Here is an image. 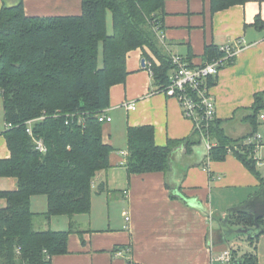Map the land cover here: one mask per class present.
<instances>
[{
  "label": "trees",
  "instance_id": "trees-1",
  "mask_svg": "<svg viewBox=\"0 0 264 264\" xmlns=\"http://www.w3.org/2000/svg\"><path fill=\"white\" fill-rule=\"evenodd\" d=\"M248 1L209 0V10L216 14ZM81 2L78 15L41 18L26 16L22 0H2L0 136L9 157L0 159V178L12 177L17 185L16 190L0 191L6 204L0 209V264H52V257L67 254L73 226L65 232L35 230L37 215L31 211L30 199L36 195L46 198L47 211L40 215L47 222L51 216L73 219L89 212L93 179L97 172L107 170L111 152V147L102 142L104 124L98 122L97 115L109 107L111 87L124 83L128 75L127 54L148 48L158 61L156 65L149 60L152 85L162 90L169 83L171 57L157 39L164 29L165 0ZM203 56L204 63L224 55L219 47L209 46ZM212 80H208L210 87L214 85ZM253 97L252 106L235 111L231 120L215 118L203 129L214 146L200 166L206 161L221 162L231 154L260 180L254 145L243 146L244 139L256 133L264 112V91ZM241 111L246 112L244 118L239 117ZM236 120L249 125L250 131L233 139L224 124ZM28 123L31 135L26 132ZM127 129L128 175L165 174L170 197H182L168 181L174 155L182 150L189 159L192 150L203 145L201 131L194 127L190 137L167 140L159 147L154 143L152 126ZM37 141L44 152L37 148ZM233 221L250 227L253 218L242 214ZM230 255L232 262L240 259L239 264H257L253 253L239 256L230 251Z\"/></svg>",
  "mask_w": 264,
  "mask_h": 264
},
{
  "label": "crops",
  "instance_id": "crops-1",
  "mask_svg": "<svg viewBox=\"0 0 264 264\" xmlns=\"http://www.w3.org/2000/svg\"><path fill=\"white\" fill-rule=\"evenodd\" d=\"M81 3L22 0L26 16L41 18L78 15ZM163 14L164 29L157 35L160 47L189 65L203 63L206 47L244 42L245 48L213 77L210 93L219 121L231 120L235 111L251 107L254 94L264 91V0H249L216 14L210 12L209 0H165ZM126 58L128 75L124 83L111 87L110 105L105 109L111 121L102 126V142L111 147L109 167L93 179L89 212L73 219L64 216L62 226L72 225L73 231L67 254L52 257V264H222L217 258L226 250L239 256L253 253L257 264H264V119L259 118L255 133L261 140L256 154L263 165L256 168L262 181L231 154L221 162L206 161L200 166L207 155L204 145H199L189 159L182 150L175 153L168 181L182 197L171 198L165 174L129 176L126 172L127 128L152 126L154 143L163 147L167 140L190 137L193 122L185 118L177 99L152 85L146 64L151 60L158 65V61L148 48L132 50ZM142 60H146L144 67ZM126 105H135L134 110ZM245 116L241 111L239 117ZM224 126L233 139L250 131L249 125L238 120ZM8 157L0 136V159ZM16 183L12 177L0 178V191L16 190ZM38 196L30 199L35 215L47 211L46 198ZM36 198L42 203L40 211L35 210ZM5 207L0 198V209ZM253 213L261 217V232L241 233L256 227ZM242 214L252 216L250 227L234 224ZM58 217L51 216L46 226L41 222L43 230L61 231L53 226ZM118 248L124 251L119 256L113 253Z\"/></svg>",
  "mask_w": 264,
  "mask_h": 264
},
{
  "label": "built area",
  "instance_id": "built-area-1",
  "mask_svg": "<svg viewBox=\"0 0 264 264\" xmlns=\"http://www.w3.org/2000/svg\"><path fill=\"white\" fill-rule=\"evenodd\" d=\"M159 36V34H158ZM162 38L161 35L159 39ZM220 51L223 52L222 57L206 61L198 66H190L183 58L180 56H169L171 57L173 70L169 76L168 86L162 90H159L161 93H164L167 97L177 99L182 113L185 118L193 122V127L201 131V138L203 145L206 150V155L209 153L211 148L214 146V143L211 142L207 135H204L203 129L208 128L207 126L211 121L215 119V101L210 93V85L208 80L215 77L218 74V71L221 67L225 65L228 61H231L232 58L236 56L240 51L245 48L244 42L237 40L232 45H226L219 47ZM147 67L150 68V62H147ZM135 105H126V109L134 110ZM98 122L101 124H106L111 121V117L102 112L97 115ZM260 119H264V115L260 116ZM31 135L30 123H28V128L26 129ZM260 137L257 134H253L248 138L244 139L243 146L249 147V145H254V153L256 165L260 166L262 163L258 159L257 149L260 145ZM37 148L40 151H45L44 146H42L40 141H37ZM125 220L129 221L127 213H125ZM123 250H116L113 253L117 256L121 255ZM222 264H231V255L230 251H224L218 258Z\"/></svg>",
  "mask_w": 264,
  "mask_h": 264
},
{
  "label": "rangeland",
  "instance_id": "rangeland-1",
  "mask_svg": "<svg viewBox=\"0 0 264 264\" xmlns=\"http://www.w3.org/2000/svg\"><path fill=\"white\" fill-rule=\"evenodd\" d=\"M107 16H108L107 17V30L109 31V34H110L112 32V30H111V15L108 14ZM98 59H99V63H101L100 55H99ZM262 113L264 114V112H262ZM0 122H2V119L0 120ZM259 124H261V122H259ZM263 127H264V125H263ZM260 160L262 161V159H260ZM262 165H263V161H262ZM40 196H42V195H39L37 198H41ZM35 203H36L35 204V208H36L35 210L36 211L37 210L40 211V209L42 208L41 207L42 203L40 202V199L35 200ZM57 219H60L61 225L59 223V220H57ZM64 219H66V217L59 216L58 218H56L55 222H53V226L56 227V228H61L62 229L61 231L65 232L66 229H67V225L65 227L62 226V221ZM41 222H43L45 226L48 223L47 220L42 215H37L36 219H34V228H35V230H43V229H45V228H42L43 226H41Z\"/></svg>",
  "mask_w": 264,
  "mask_h": 264
},
{
  "label": "water",
  "instance_id": "water-1",
  "mask_svg": "<svg viewBox=\"0 0 264 264\" xmlns=\"http://www.w3.org/2000/svg\"><path fill=\"white\" fill-rule=\"evenodd\" d=\"M144 65H145V60H142L141 61V66L142 67H144ZM244 137V136H243ZM237 138V137H236ZM238 138H241V137H238ZM254 214V224L256 225V227L255 228H251V229H249V230H247L246 228L245 229H241L240 231H241V233H247V234H249V235H257V233L259 232H261V231H263L264 230V228L263 229H261V231H260V225H258V222H257V220L258 219H260L261 217L262 218H264V216H258V215H256L255 213H253ZM222 231V230H221ZM223 236H224V239H226V237H225V235L223 234ZM241 260L240 259H238L237 261H234V262H232L231 264H239V262H240Z\"/></svg>",
  "mask_w": 264,
  "mask_h": 264
}]
</instances>
